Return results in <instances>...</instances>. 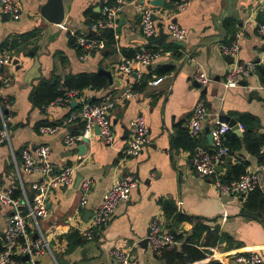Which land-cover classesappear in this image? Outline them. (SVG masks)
<instances>
[{
    "label": "crops",
    "instance_id": "1",
    "mask_svg": "<svg viewBox=\"0 0 264 264\" xmlns=\"http://www.w3.org/2000/svg\"><path fill=\"white\" fill-rule=\"evenodd\" d=\"M19 1L22 4L19 18L0 12V48L13 53V61L4 66V78L0 81V101H10L9 107L2 103L0 124L6 118L11 135L10 143L0 144V181L13 186L16 194L32 200L36 193L33 183L43 180L44 175L25 170L21 149L43 143L51 146V160L58 171L75 164L77 156L82 155L84 160L76 176L92 180L83 204L80 182L51 193L49 213L39 219V229L35 223L30 224L32 237L42 233L50 249L27 264H114L109 255L111 247H131L133 264H164L152 253L149 244L147 247L139 244L147 237L153 217H158L164 227H173L186 235L203 227L199 241L212 245L211 254L204 262L214 258L226 264H238L235 256L251 251L264 258V214L245 206L252 191L240 195L219 192L211 178L196 175L190 161L193 149L174 143L178 133L187 129L192 108L199 99L204 100L209 114L196 145L211 146L208 135L220 113L234 117L243 134L238 115L250 114L257 119L255 133L264 135V90L258 88L264 77L262 80L257 72V67H264V40L256 29L258 23H264V0H150L157 4H151L158 25V32L152 38L143 35L140 12L136 9L143 0H131L118 12L117 25L112 30L113 42L86 59L80 57L70 34L71 31L91 36L101 34V29L92 27L102 17L103 0H72L66 22L61 25L44 22L40 10L47 0ZM87 9L93 15L86 13ZM169 21L186 28L185 39L177 42L168 35ZM237 32L240 33L237 57L257 65L237 87L226 88L223 80L233 58L224 55L220 45L229 42ZM148 44L162 53L151 66L131 75L119 72L117 64L123 56ZM162 65H172L173 70L159 74L157 69ZM100 68L108 70L111 79L106 77L107 86L101 89H83L88 101L118 95L127 88L138 92L112 109L113 142L103 143L94 130L87 141L67 146L66 135L80 132V122L62 126L52 134L39 133L38 122L60 124L79 105L76 97L69 106L35 105L32 94L41 81L51 80L54 84L70 74L98 72ZM198 71H204L210 78L204 86L195 84ZM159 76L161 81L152 84ZM140 115L144 117L149 142L137 156L126 157L123 150L131 133L130 124ZM242 161L247 162L245 170L257 173L256 188L264 195V168H261L264 159L248 152L245 146L227 153L221 161V170H217L219 177L223 178L230 163ZM126 174L136 180L130 198L117 205L93 239H85L80 229L90 219L103 192ZM164 200L174 202L176 213L188 218L176 221L173 214L168 216L162 205ZM246 210L259 213L260 217L247 215ZM11 213L10 207L0 203L3 247ZM74 232L82 237V242L71 248L69 235Z\"/></svg>",
    "mask_w": 264,
    "mask_h": 264
},
{
    "label": "built area",
    "instance_id": "2",
    "mask_svg": "<svg viewBox=\"0 0 264 264\" xmlns=\"http://www.w3.org/2000/svg\"><path fill=\"white\" fill-rule=\"evenodd\" d=\"M131 0H103L102 17L95 22L92 28L115 30L117 25V15L122 7ZM182 6L181 8H183ZM136 9L141 15V30L146 38L154 37L158 32L156 21V11L151 5L150 0H143L137 4ZM0 12L17 19L22 13V4L19 0H0ZM258 33L264 40V23H258L256 26ZM168 35L174 41L185 39L187 30L180 24L169 21L166 24ZM71 35L76 38V46L80 50V57L86 59L93 53L101 52L106 48V40L102 37H95L84 33L71 31ZM240 33L237 32L228 43L220 45V51L224 55H230L233 58L228 67L223 85L226 88L237 87L241 80L251 74L257 65L252 60L239 59ZM161 51L149 46L138 47L133 54L123 56L117 68L119 72L131 75L138 73L143 68L152 65L160 56ZM13 61L12 50L0 48V81L4 78L3 68ZM162 77L154 78L151 83L157 84ZM195 80L201 86L206 85L210 78L204 71H198L195 74ZM64 80L61 81V87L64 93L59 95L52 103L60 106H69L76 97L79 101L78 107L74 109L60 124L41 125L39 133L52 134L62 126H68L71 123H82V129L78 133L66 135L64 143L67 146H76L88 140L94 134V127L97 125L101 141L111 144L114 140L113 123L111 111L118 102L137 96L138 92L132 88H127L121 94L100 98L97 101H88L83 96L82 90L63 88ZM258 88L264 90V83ZM2 103L9 107L10 101H0V111L3 113ZM209 111L204 100L196 101L192 108L190 118L187 122V129L191 137L197 139L203 130V121L208 116ZM3 124H0V144L10 143L11 135L3 118ZM131 133L127 145L123 152L126 157L137 156L149 142V133L143 116H137L131 121ZM240 126V125H239ZM241 128V127H240ZM230 130L224 122L216 121L210 128L212 143L209 147L196 145L191 155V165L196 175L200 177H209L213 180L216 189L221 193L240 195L252 191L258 185V176L255 171L245 170L238 177L228 181L219 177L217 165L221 164L222 159L228 153L226 145V133ZM260 152L264 153V143L261 145ZM52 149L47 143L37 146L25 145L21 149L23 166L27 172L40 171L44 178L41 181H35L33 188L36 193L32 200L25 195L16 194L15 188L5 185L0 181V203L12 209L9 216L7 228L5 231L6 244L0 252V264H27L34 261L37 257L46 253L50 249L49 241L40 233L33 238L31 235L30 224L35 223L39 229V219L44 218L49 213L48 201L51 193L61 187L73 185L76 182L77 169L84 160L82 155L77 156L75 164L67 165L58 171L51 160ZM261 168H264L262 165ZM91 178L84 177L80 181V190L82 193L83 204L86 201V195L90 189ZM136 180L131 175H123L102 194L101 200L93 211L90 219L84 227L80 229V234L87 240L94 238L98 228L107 224L115 212L117 205L126 201L131 196L132 186ZM148 244L149 249L156 256H160L164 250L179 246L181 243L175 237V234L164 227L158 217H153L148 224ZM20 242V243H19ZM28 255V260H23V256ZM109 255L114 264H133V255L131 247H111ZM238 264H264V258L258 252H247L235 256Z\"/></svg>",
    "mask_w": 264,
    "mask_h": 264
},
{
    "label": "trees",
    "instance_id": "3",
    "mask_svg": "<svg viewBox=\"0 0 264 264\" xmlns=\"http://www.w3.org/2000/svg\"><path fill=\"white\" fill-rule=\"evenodd\" d=\"M86 13H91L93 15L92 10L90 9H87ZM98 18L99 17H97V19ZM92 36L104 38L106 40V46L111 44L114 39V35L111 29H104L102 30L101 34ZM70 41L74 43L76 42V38L71 34ZM147 46L154 48V46L151 44H148ZM172 70V65H162L157 69L159 74H165ZM257 72L263 80L264 67H257ZM63 80V88H76L79 90H83L86 88L101 89L107 86L108 83L106 76L98 72H80L77 74H70ZM143 84L144 82H142L141 86ZM64 91L65 90L61 87L60 80H57L53 84L51 80L43 79L40 85L33 92L32 99L35 105L43 107L52 103L59 95H62ZM238 120L244 127V140L243 142H241L239 137L234 132L229 130L226 133V145L228 147V152L237 150L242 146H245L248 152L253 155L262 156V159H264V153L260 152V147L264 143V135L257 134L254 130V126L257 123V119L250 114L243 113L238 115ZM46 124L57 125L59 124V122L41 121L37 123V128L39 129L41 125ZM174 143L175 145L181 144L185 147L194 149L196 146V139L191 137L188 132V129L184 128L180 133H178V136L175 138ZM246 163L247 162L245 161L237 162L234 164L230 163L228 170L224 173V175H222V179L228 181L230 179L238 177L242 172H244ZM162 205L165 213L168 216H171L173 214L175 216L176 221H182L188 218L182 213H176V205L174 202L170 200H164L162 201ZM245 206L248 209L257 210L260 211V213L263 212L264 214V195L259 188H255L254 190H252V192H250L249 198ZM202 228L203 227L196 228L194 233L186 235L184 232L170 227L169 229L175 234V237L180 240L181 243L179 244V246L164 250L160 256H157L158 259L163 261L164 264H226L214 258H211L207 262H204V259L209 254H211L212 250L209 247H212V245H210L211 243L208 244V242L200 243L199 237L204 229ZM69 236L71 238V248L75 247L78 243L82 242V237L79 236L77 232H74ZM3 248L4 247L0 241V252L3 250Z\"/></svg>",
    "mask_w": 264,
    "mask_h": 264
},
{
    "label": "water",
    "instance_id": "4",
    "mask_svg": "<svg viewBox=\"0 0 264 264\" xmlns=\"http://www.w3.org/2000/svg\"><path fill=\"white\" fill-rule=\"evenodd\" d=\"M72 0H47L42 6H41V16L43 17V20L46 24L51 25V24H57L61 25L66 22V17L69 13V5ZM151 4H156L154 1H150ZM157 5V4H156ZM140 20H141V15H140ZM163 39V36H160V40ZM158 42V41H157ZM231 58V57H230ZM151 66V65H149ZM99 73L104 74L106 77L111 79L110 72L106 69L100 68ZM195 84L199 87L200 83L195 81ZM205 89V87H203ZM218 121L219 122H224L226 123L230 130L233 131L237 136H239L240 140L243 141V130L240 129L238 121L234 118L231 117L230 115H227L225 113H220L218 116ZM94 130L96 133H99V128L96 125L94 127ZM208 139L210 143H212V136L211 134L208 135ZM87 141V140H85ZM217 170H221V165H217ZM81 180V175L76 176V185ZM245 214L250 215L252 217H260L259 213L252 212V211H244ZM139 244L143 247H147L148 245V238L145 237L141 241H139ZM29 256L25 255L23 256V260H28Z\"/></svg>",
    "mask_w": 264,
    "mask_h": 264
}]
</instances>
